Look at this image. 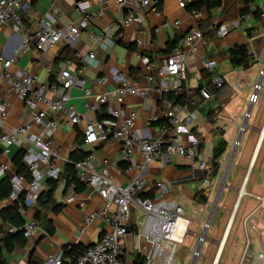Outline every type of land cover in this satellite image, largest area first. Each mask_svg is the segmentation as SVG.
I'll return each mask as SVG.
<instances>
[{"label": "crops", "instance_id": "obj_1", "mask_svg": "<svg viewBox=\"0 0 264 264\" xmlns=\"http://www.w3.org/2000/svg\"><path fill=\"white\" fill-rule=\"evenodd\" d=\"M75 1L76 0L22 1L21 13L24 15L22 26L16 30L12 25H9L0 35V52H3L8 57H16V61L11 67L13 72L29 70L38 75L39 81H47L49 78L57 76L60 69L65 66L63 58L61 57L62 52H64L66 48L70 51H94L96 54V61L87 66L84 71V77L87 79L88 86L91 88L92 93L94 94L106 90L113 91L116 88V82L113 79V72L116 69H122L127 72L133 82L146 85L149 89L148 97L144 98L139 95L129 94L124 99V106L128 111L134 109L138 112L136 127L139 130H144L146 136L156 137L165 134L163 131L165 120L162 116V103L165 98V93L159 90L161 80L157 72L158 65L176 45L180 44L181 39L188 31L193 28H200L205 33L204 40L199 44L198 50L188 57L187 80L185 85L187 84V88L191 95L190 108L197 112V118L192 126V131L202 139L201 149L205 153L210 164L212 165L213 148L217 141L221 138L227 140L228 149L230 136L234 133L233 130L237 128L239 123H243V121L246 120L244 114L247 109L251 112L248 120L255 123V121L259 119L261 109L258 106L254 111L249 105L243 112L242 108L234 102L233 97L235 94L231 91V84L233 83L232 77L235 79L241 77L240 80L249 85L248 91L250 90V92H247V94L250 95L253 90V84L258 80L259 70L264 58V0H257L254 5L263 11L261 18L255 19L251 14H247L245 15V20L242 21H239L240 16L233 17V14L224 15L222 7H214L210 11L206 9L198 10L200 15L197 18L190 13L187 6L181 7L179 5V0H151L149 6L141 9L144 20L139 26L124 25L122 20L127 8L120 5L118 0H108L104 14L94 20L88 27L81 29L72 45L62 40L46 52L37 50L33 42H30L32 45L31 49L24 50L22 48L25 33H34L40 28V22L42 20L55 26H62L71 22L78 23L80 14L75 8ZM93 4L95 7L96 2L94 1ZM239 6L242 7V5ZM57 9L60 11L58 12ZM177 20H179V24L174 25L173 22ZM112 22L115 24L116 30L123 33V36L117 38L113 46H105L101 40L95 38L94 34H100L104 28ZM165 22H169L170 24L164 25ZM214 23L218 26L229 23L231 24V28L227 34L220 37L216 34V31L214 32L210 29ZM247 28L251 29L247 30ZM258 37H262L263 39L258 41ZM137 39L142 40L141 45H137ZM243 43L248 45L249 51L254 55V60L248 68H234L230 63L229 55L225 51L233 45ZM172 44L173 46L170 47ZM142 56L150 58L151 63L149 65L144 63ZM208 58H216L218 61L217 66L212 72L204 68V62ZM225 62L231 67L225 68L224 70L221 65ZM253 66H255V69L252 72L251 68ZM47 67H51L50 73L47 71ZM221 68H223V70H221ZM152 73L156 75V80L150 82L147 77ZM217 75H222L225 78V84L221 87L214 99H204L201 97L198 87L209 84L211 79ZM248 76L255 78V80H250ZM98 77H104L105 81L103 83L98 82ZM164 80L168 83L171 92L179 93L174 89L175 78L167 76ZM71 94L73 96L72 101L79 113L85 118H99L101 112H93L86 108V98L79 88H72ZM3 100L8 101V113L3 119V126H0V130L3 127L20 125L31 118V110L25 107L22 100L15 93H10L6 86L0 89V117L2 114L1 104ZM111 103L117 105L114 99L111 100ZM39 106L43 107L42 104H39ZM212 109H215V111H212ZM155 114L159 115L160 119L155 122L149 121V115ZM57 115L58 117L63 116L60 113ZM229 123L231 124V128L228 127ZM223 124H227V126H221ZM83 126V120L78 123H62L60 125L55 133L54 141L55 146L59 148L62 155L69 157L71 151L77 147L78 139L81 137L83 138ZM262 127L263 125L261 128ZM228 128L230 130L229 133ZM261 128L259 129V135ZM221 129L224 130L223 135H221ZM166 135L167 134H165V136ZM259 135L255 138L243 177L237 187L233 186V183L229 184L227 181L230 168L227 171L225 179L228 182V186L226 188L230 190L233 189L235 197L231 200V203L228 197L227 200L229 201L226 200L221 205L219 200L218 206L220 205L221 209L226 211L227 218L225 217L224 227L218 240L208 236L209 240H213V245L205 243L198 244L197 239L199 229H202V225L206 219L210 217V212L212 211L211 209L208 213L206 211L207 206L210 204L212 193L211 187L203 181L202 172L201 175H199V173L196 172L197 169H193L190 166L189 160L185 156L175 155L169 158L165 164L159 161L153 162L145 173V192L148 195L157 192L156 181L162 180L165 183L167 191L162 193L159 191L158 194L163 195L167 199H176L184 206L189 214L195 215L191 223L192 226L195 221V229L191 230V234L194 237L190 240L188 247L189 254L187 253L188 256L183 264H189L191 262V254L196 247L200 249L201 255L194 260L195 264H213L215 260H217L216 264H238L244 246L235 242V239L245 234L242 225L243 216L259 203L254 195L264 194V179L259 178L260 171L257 174L258 179L255 186L251 189L248 188L251 175L257 166L258 157L262 150L264 140L260 145L255 163L250 169L251 175H248L246 182V189L251 195H248L249 197L246 200H244L245 195L242 196L238 203L235 217L232 220L225 243L222 246L220 241L231 219L230 215L236 204L240 191L239 188L247 175L248 168L250 167L255 152H257ZM28 147L29 143L24 142L10 145L7 153L1 151L0 181L5 176H9L10 178L13 173H17V169L12 161L13 157L21 149H23L25 153ZM0 148L2 150L1 146ZM81 148L86 152L91 150L94 151L95 156L92 160L94 168H100L106 161H109L110 164H112V177L121 185H125L131 177L139 173L137 167L129 169L128 164L121 160L120 142L114 138H109L108 140L96 144L82 143ZM227 149L219 159L220 164L222 163L223 156L227 152ZM242 156L241 154L238 161L236 159L240 164L243 163ZM135 160L136 162L142 160L140 152L135 153ZM3 164L7 165L6 171L1 170ZM259 179L261 181H259ZM79 182L83 183L80 180ZM68 187L69 184L67 185L65 180H63L60 181L55 191V201L61 204L58 206L57 211L54 210V205L52 204L47 208H43L37 203L21 211L24 220L27 221L31 218H36L37 212L40 210V227L36 234L27 238L25 245H16L13 251L6 254L9 264H44V259L47 256L55 254L66 247L70 249L71 246L80 245L85 248L99 240L100 237L109 230L110 227L108 222L104 218L98 217L85 225L84 230L81 231L84 216L93 209L100 207L102 205V198L96 191H92L84 184L82 190L79 191L76 189L78 192L76 199L73 201H66L65 195L68 191ZM44 189H46V181L42 191ZM204 190H207V193L204 192ZM0 199L3 201L0 208L1 214L3 208L12 205V202H8V196ZM214 212H212L211 220ZM141 214L145 215L142 210L132 208L130 222L134 224V229L133 232H129L126 236L127 249L123 257L129 260L128 257L135 253V256L130 260L131 264H133L139 254L141 255L138 248L134 245L136 233L142 230L138 224ZM260 214L263 220L261 219L257 226L259 230L263 231L264 209L260 210ZM43 215H46L48 219L47 230L41 229ZM237 218H239V222L237 223L236 232L231 238L234 221ZM9 226L8 223H3L0 217V236L3 235L4 231L7 230ZM216 231L218 233L220 229L218 228ZM253 232L257 235L256 231ZM141 247L142 250L147 252L151 249L150 243L143 239ZM259 247L258 245V249ZM31 258L35 260L36 263H31ZM176 261L175 255V262ZM65 264L75 263H73L71 256H65ZM256 264H264V259L259 260Z\"/></svg>", "mask_w": 264, "mask_h": 264}, {"label": "built area", "instance_id": "obj_2", "mask_svg": "<svg viewBox=\"0 0 264 264\" xmlns=\"http://www.w3.org/2000/svg\"><path fill=\"white\" fill-rule=\"evenodd\" d=\"M22 1L0 0V35L9 25H12L16 30L22 26L24 19V15L21 13ZM94 1L96 2L95 7ZM94 1H75V8L80 14L78 23L71 22L55 26L42 20L40 28L34 33H25L22 48L24 50L31 49L30 42H33L37 50L46 52L62 40L72 45L80 30L88 27L105 12L108 0ZM188 1L179 0V5L185 7ZM118 2L127 8L122 22L128 26H139L144 20L141 9L151 4V0H118ZM57 11L60 10L57 9ZM190 13L197 18L200 15L196 9H191ZM245 17V15H241L239 21L245 20ZM169 24V22L164 23V25ZM173 24L178 25L179 20ZM215 25L217 24L214 23L210 29L213 30ZM230 25L229 23L219 25L215 28L216 34L220 37L224 36L230 30ZM116 29L112 22L100 34H94V36L101 40L105 46H113L117 38L123 36V33ZM204 36L205 33L200 28L191 29L183 36L180 44L176 45L162 60L157 68L161 80L159 90L164 93L170 91L168 83L164 80L165 77L170 76L175 78L174 89L177 92L185 90L189 93L187 84L185 85L188 57L198 50ZM136 42L137 45L142 44L141 39H137ZM71 52L72 57L64 60L65 66L60 69L58 75L47 81H39L38 75L29 70L13 72L11 67L16 61V57H8L0 52V89L6 86L10 93H15L25 107L31 110L29 120L17 126L3 127L0 130V146L3 153H7L12 144L29 143L23 156L29 177L18 172L10 176L11 192L8 202L14 204L23 199V203L21 201L19 207L21 211L37 203L45 181L57 179L64 170V164L69 161V157L62 155L59 148L55 146V133L62 123H78L83 120L84 144H96L109 138L118 140L121 160L128 164L129 169L137 167L139 173L131 177L125 185H121L113 179L112 164L109 161H106L100 168L93 167L92 160L95 156L93 150L89 151L85 158L75 162L77 178L102 198V205L84 216L81 231L84 230L85 225L98 217L104 218L110 227L99 240L85 247L77 256L75 264H124L123 257L127 249L125 239L129 234L127 225L131 221L132 208L142 210L146 216L142 230L136 233L134 241L135 247L144 257V264H176L175 251L179 245L185 242L186 236L191 233V223L195 215L189 214L176 199H167L158 194L159 191L160 193L167 191L162 180L156 181L157 192L148 195L145 192V173L155 161L165 164L169 158L183 155L188 158L193 169L201 170L204 183L210 186L215 177L212 176V165L201 149L202 139L192 131L197 112L190 108L191 100L181 102L165 96L162 103V116L165 120L163 131L167 135L146 136L144 130H139L136 127L138 112L134 109L128 111L124 106V99L129 94L146 98L149 95L148 87L133 82L124 70L116 69L113 72L116 88L113 91L106 90L93 94L84 77V71L87 66L96 61L95 52L79 50ZM142 60L148 65L151 63L147 56H142ZM217 63L216 58H208L204 62V68L212 72ZM47 71L50 73L51 67H47ZM147 79L150 82L155 81L156 75L152 73ZM263 80L264 58L258 80L250 93V106L258 102L259 92L264 87ZM97 81L103 83L105 78L98 77ZM224 84L225 78L222 75H217L211 79L212 88L207 85L199 86L198 91L204 99H214L216 97L215 89L223 87ZM72 88H79L82 91L88 110L97 113L104 111L108 116L102 119L85 118L77 111L72 101ZM112 99L116 101L117 105L111 103ZM39 104H42L43 107H40ZM7 106L8 101L3 100L0 126H3V119L8 113ZM59 113L63 116L58 117ZM250 114L251 112L247 109L244 114L245 119H248ZM159 117L156 114L149 115L148 120L155 122L160 119ZM221 126L226 127L227 124ZM244 129L245 126L242 123L239 132ZM136 152H140L142 156L140 162L135 160ZM6 169L7 165L3 164L1 170L6 171ZM248 172H250V167ZM243 185L244 181L240 188ZM244 195L251 194L247 190L241 195L239 192L237 200L239 199L240 202ZM77 196L76 183L70 182L65 200L73 201ZM254 197L259 203L242 219L247 241L238 264H253L255 260L264 259V232L257 226L258 222L263 220L260 210L264 209V194L254 195ZM2 203L3 201L0 199V208ZM237 206L234 205L230 218L234 219ZM39 227L40 222L36 218H31L24 222L20 230L23 231L26 238H30L37 233ZM209 227L208 217L202 225V231L197 233L198 244L206 241ZM16 230L15 227L9 228L10 232ZM250 230L256 231L260 240V247L257 250L252 246ZM142 239L151 245L148 252L142 250ZM200 255L201 251L196 247L189 264H195L194 260ZM216 263L217 260L213 264ZM44 264H65L64 249L47 256L44 259Z\"/></svg>", "mask_w": 264, "mask_h": 264}, {"label": "trees", "instance_id": "obj_3", "mask_svg": "<svg viewBox=\"0 0 264 264\" xmlns=\"http://www.w3.org/2000/svg\"><path fill=\"white\" fill-rule=\"evenodd\" d=\"M257 0H189L187 3V8L189 10L196 9V10H202L206 9L207 11H210L214 7H222L224 15L233 14V17L241 16V15H247L251 14L255 19H259L263 15V11L259 7H255ZM239 5H242L240 7ZM218 27V25L215 26V28ZM215 28L211 31L215 32ZM251 28H247V30H250ZM173 46L170 45V47ZM229 55V60L231 65L234 68H248L250 67L252 61L254 60V55L249 51L248 45L246 43L243 44H236L231 47H229L225 51ZM72 57V52L66 48L64 52H62L63 61L67 58ZM211 82V81H210ZM209 84V87L212 88V86ZM221 88L215 89L216 96L217 93L220 91ZM165 96L174 99L175 101H190L191 95L187 91H181L179 93H174L171 91L165 92ZM212 111H215V109H212ZM108 115L106 112L102 111L99 114V119H102L104 117H107ZM221 135L224 134V130H220ZM83 143V138L81 137L77 141V147L71 151L69 156V161L64 164V170L60 174V176L57 179H48L46 181V189H44L37 200V204L40 207L47 208L49 205H54V210H58L59 204L55 201V191L60 183V181L65 180L66 184L68 185L70 182L76 183V189L82 190L84 188V184L79 182L76 173V166L75 162L85 158L89 152H86L81 148V144ZM228 142L224 138H221L217 141L215 147L213 148L212 153V176H216L218 173V170L220 168V161L219 159L223 155V153L227 149ZM1 148H0V155H1ZM23 156H24V150L21 149L19 152L16 153V155L13 157V163L17 169L18 173H23L27 178L29 177V172L26 168L25 163L23 162ZM11 192V182L9 176H5L0 181V198H5L9 196ZM204 192L207 193V190H204ZM206 200V198H205ZM21 201L23 203V199L19 202H15L12 205L6 206L3 208L0 217L3 221V223H8L10 226L7 230L4 231L3 235L0 236V264H9L6 254L13 251L14 247L16 245H25L27 242V238L24 236L23 231L20 230V228L23 226L25 220L24 217L21 214V210H19V207L21 205ZM41 215V211L39 210L37 212L36 219L39 221V217ZM15 227L17 230L14 232H10L9 228ZM85 248L83 246L77 245V246H71L70 249L67 247L64 248V256H71L73 259V263H75V260L77 256L84 250ZM31 263H36L35 260L32 258L30 259ZM133 264H144V257L142 255H138Z\"/></svg>", "mask_w": 264, "mask_h": 264}, {"label": "rangeland", "instance_id": "obj_4", "mask_svg": "<svg viewBox=\"0 0 264 264\" xmlns=\"http://www.w3.org/2000/svg\"><path fill=\"white\" fill-rule=\"evenodd\" d=\"M221 67H223L225 70V68L227 69V68H230L231 66H229V64L228 63L226 64V62H225L221 65ZM223 68H221V70H223ZM254 69H255V66H253L251 68V71L253 72ZM240 78L235 79L232 77L233 83L231 84V91L234 92V94H235L233 97L234 102L237 105H239L242 108V111L244 112L249 106L250 95H248L247 92L249 93L250 90L248 91L249 85L245 82H242L240 80ZM248 78L250 80H253V81L255 80V78H252L251 76H248ZM263 84H264V80H263ZM257 106L261 109L259 119L257 121H255V123H253V121H251V120L246 119L245 121H243V124L245 126V129L243 131L239 132V128H240V125L242 123H239L237 128L235 130H233L234 133L232 134V136H230V143H229L227 152L223 156L222 163L220 164V168L218 170V173L216 174V176L214 177V179L210 183L209 187H211L212 195L210 198V204L207 206L206 211L208 213V211L211 209V210H213L212 212H214V211L215 212H214L212 220H211V226L207 232V238H206V241L204 242L205 244L213 245V243H212L213 240H209L208 236H211L214 239L218 240L220 235H221V232L223 230L224 223H225V217L227 218V215H226V211H224V209H221L220 205L224 201H226L228 199V197H229V200L231 203V200H233L235 197V192L233 191V189L230 190V189H227L226 187L228 186V182H229V184L233 183L234 184L233 186H235V187H237V185L240 184V181L243 177L247 162H248L249 157L251 155V151L253 148V144L255 142V138H257V136L259 135V129L263 125V119H264V87L259 92L258 102L253 104L251 107L255 111ZM228 127L231 128L230 123H229ZM229 132H230V130L228 128V133ZM236 141H237V143H236ZM239 142H240V144H239ZM241 154L243 155L242 156V159H243L242 164H240V162L239 163L237 162L239 160ZM235 156H236V158H235ZM236 159H237V161H236ZM229 168H230V170H229ZM228 170H229V174H228V178H227L228 182H227L225 179V176H226ZM259 171H260L259 178L264 179V144H263L262 150L260 152V155L258 157L257 166L255 168V171L253 172L252 175H251V172L249 173L251 175V180H250L249 187H248L249 189H251L257 183V179H258L257 174ZM259 181H261V180L259 179ZM232 188H234V187H232ZM247 192H248V190H247ZM249 196L245 195L244 200H246ZM219 200L221 203L218 206ZM229 200H227V201H229ZM138 213H139V211H138ZM145 217L146 216L143 214H141L139 216L138 224H139L140 228L143 227ZM238 222H239V218H237L234 221V227L232 230L231 238L234 236V233L236 232V227H237ZM218 228L220 229V232L217 233L216 230H218ZM194 229H195V221L193 222V224L191 226V230H194ZM201 231H202V229H199V232H201ZM263 232H264V230H263ZM249 234H250V238L252 241V246L254 247L255 250H257L258 245H260V240H259L258 236L256 235V233H254L252 230L249 231ZM193 237L194 236L191 233L188 234L185 238V242L183 244H181L179 246V248L176 250V253H175L176 260H177L176 264H183V262L186 260V257L188 256L187 253L189 254V248H188L189 243ZM216 240H214V241H216ZM230 241H231V239H230ZM246 241H247V239H246L245 234H243L242 237L240 236L238 239H235V242H237L243 246H245ZM134 256H135V253H133L132 256L128 257L129 260L128 259L126 260V258H123L124 264H131L130 260H132V257H134ZM191 257H192V254H191ZM258 261L259 260H255L253 262V264H256Z\"/></svg>", "mask_w": 264, "mask_h": 264}, {"label": "bare ground", "instance_id": "obj_5", "mask_svg": "<svg viewBox=\"0 0 264 264\" xmlns=\"http://www.w3.org/2000/svg\"><path fill=\"white\" fill-rule=\"evenodd\" d=\"M263 140H264V124H263V127L260 130V135H259V140H258V146H257V150H256L257 152H255V154H254V156L252 158V162L250 163V169H251V167L255 163V159H256L257 154H258V152L260 150V145L263 142ZM248 175H249V172H247L246 178L244 180V185L240 188V191H239L240 192V195L243 194L245 192V190H246L245 184L247 182ZM238 202H239V199L236 201V206H237ZM232 220H233V217L229 220V222L227 224V227H226V230H225V234H224L222 240L220 241L221 246L225 243L226 237H227L228 232H229L230 227H231ZM173 251H174V249L172 250V254H173Z\"/></svg>", "mask_w": 264, "mask_h": 264}, {"label": "water", "instance_id": "obj_6", "mask_svg": "<svg viewBox=\"0 0 264 264\" xmlns=\"http://www.w3.org/2000/svg\"><path fill=\"white\" fill-rule=\"evenodd\" d=\"M262 39H263L262 37H258L257 38L258 41H261ZM196 172L199 173V175H201V170L197 169ZM212 211H211V215L209 217V221L211 220ZM47 228H48V219H47L46 215H43V219H42V222H41V229L42 230H47ZM133 229H134V224L132 222H129L128 225H127L128 232H130V233L133 232Z\"/></svg>", "mask_w": 264, "mask_h": 264}]
</instances>
